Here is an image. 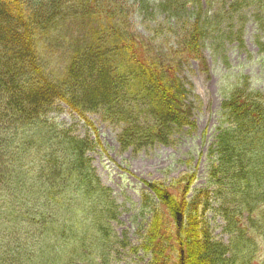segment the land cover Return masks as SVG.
Here are the masks:
<instances>
[{"label":"trees","instance_id":"trees-1","mask_svg":"<svg viewBox=\"0 0 264 264\" xmlns=\"http://www.w3.org/2000/svg\"><path fill=\"white\" fill-rule=\"evenodd\" d=\"M136 3L165 16L172 45L133 27ZM249 19L264 34V0H0V264H105L119 248L145 264H264V91L247 76L226 78L207 186L193 188L195 170L147 182L133 246L116 236L118 206L87 155L98 139L49 116L64 103L87 125L98 113L119 126L121 149L170 145L196 128L184 64L243 44Z\"/></svg>","mask_w":264,"mask_h":264},{"label":"rangeland","instance_id":"rangeland-1","mask_svg":"<svg viewBox=\"0 0 264 264\" xmlns=\"http://www.w3.org/2000/svg\"><path fill=\"white\" fill-rule=\"evenodd\" d=\"M134 7L130 17L136 30L145 36H156L157 45L174 43L163 14H144L137 3ZM243 39V44L235 40L225 41L218 49L205 47L202 58L189 59L184 64L180 75L192 90L196 128L192 132L182 131L175 135L170 145L155 144L138 151L121 149L117 142L119 126L102 120L98 113L88 114L93 127L70 112L64 103L61 109L49 115L76 135L98 139L99 144L87 155L100 182L111 190L118 206V218L111 223L114 232L119 239L125 236L130 246L139 243V229L150 218L148 208H143L151 195L147 182L163 180L167 184L172 178L195 170L193 188L207 186V150L216 133L217 112L226 78L235 75L244 81V76H247L252 80L253 88L264 91V49L260 50L259 45L260 40L264 43V34L255 30L251 19L244 24ZM204 218L212 235L226 242L228 236L222 231L223 222L214 210H209ZM114 256L105 264H145L147 261L141 251L134 252L128 248H119Z\"/></svg>","mask_w":264,"mask_h":264}]
</instances>
